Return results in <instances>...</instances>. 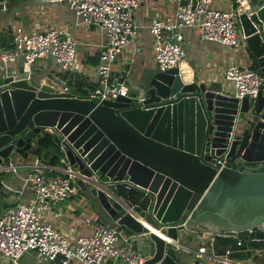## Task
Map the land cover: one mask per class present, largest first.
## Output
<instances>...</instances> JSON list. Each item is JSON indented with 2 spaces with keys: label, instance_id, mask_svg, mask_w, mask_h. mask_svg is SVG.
I'll use <instances>...</instances> for the list:
<instances>
[{
  "label": "water",
  "instance_id": "obj_1",
  "mask_svg": "<svg viewBox=\"0 0 264 264\" xmlns=\"http://www.w3.org/2000/svg\"><path fill=\"white\" fill-rule=\"evenodd\" d=\"M15 1L0 0V11ZM245 2V45L264 78V0ZM149 73L139 84L143 100L136 92L100 100L7 67L0 79V179L47 130L82 174L117 195L120 186L143 194L140 203L125 201L147 224L78 179L126 236L144 235L142 264H178L175 241L189 230L264 240V80L251 99L179 66Z\"/></svg>",
  "mask_w": 264,
  "mask_h": 264
},
{
  "label": "built area",
  "instance_id": "obj_2",
  "mask_svg": "<svg viewBox=\"0 0 264 264\" xmlns=\"http://www.w3.org/2000/svg\"><path fill=\"white\" fill-rule=\"evenodd\" d=\"M41 1L65 3L86 26H96L103 31L105 41L98 54L97 77L90 95L102 100L128 96L136 92L139 100L144 99L140 85L132 90L122 73L117 76L113 73V64L118 55L137 34L138 24L133 11L140 5L141 0ZM163 1L174 5L173 16L161 18L155 15L149 23L153 37V55L160 69L179 66L185 61L186 50L183 45L185 26L195 27L202 39L217 41L233 48L237 45L239 16L247 7L245 0H234L229 8L214 6L211 0ZM77 46L78 40L65 28L42 30L38 27L17 26L12 33L9 46L3 47L0 51V61L6 68L11 67L12 72L16 73L13 64L16 65L17 59L20 58L22 60L20 71L27 72L26 77L30 78L33 63L37 59L50 58L65 73L73 68L76 62ZM127 72L125 71L126 74ZM224 75L233 86V94L240 98L243 96L256 98L264 80L259 70L250 64L229 65ZM47 83L56 90L72 91L68 78L63 74ZM60 147L66 161L70 162L62 142ZM11 166L8 170H17L19 167L25 169L29 195L26 200L0 207L1 263L21 264L20 258L30 250H34L38 255L34 264H47L53 261H59L60 264L72 262L142 264L146 260V254L129 240L131 236H126L121 228L108 223L98 215L83 217V222L90 226L91 231L88 234L71 236L52 224L48 215L52 213L54 205L67 200L80 188L74 180L80 177L73 174V171L81 173L78 168L72 164L52 165L36 155L32 160L18 161ZM83 181L92 183L87 179ZM94 181L99 183L98 185L93 183L97 187L104 186L96 179ZM215 235L208 237V244L213 245ZM206 245L184 249L218 261H222L219 260L222 256L228 257L231 252V249L227 248L226 254L220 255L208 251ZM179 247L183 248L180 245Z\"/></svg>",
  "mask_w": 264,
  "mask_h": 264
},
{
  "label": "crops",
  "instance_id": "obj_3",
  "mask_svg": "<svg viewBox=\"0 0 264 264\" xmlns=\"http://www.w3.org/2000/svg\"><path fill=\"white\" fill-rule=\"evenodd\" d=\"M28 1L29 0H18L15 2H11L9 7L4 10L12 7L19 8L21 4L23 5ZM33 2H37L38 4H34L35 6L29 10L28 14L26 11L24 12L25 14H21V9L15 11L16 15L20 16L19 19L24 22L23 26H34L42 30H45L47 28L67 29L78 40L77 51L79 50L78 53L80 54V61L78 63L77 69L71 68L64 73L61 71L59 65L53 59L44 58L39 62L38 73H36L32 69V75H36V77L42 78L41 82H47L51 79H56L58 75L63 74L68 78V80H73L75 77H79L85 83V80L88 79V81L90 82V84H86L88 88H90L91 84H94L95 86L97 77L96 66L99 60L98 54L102 44L105 41L103 31L96 26H86L85 23H83L80 19H77L74 11L65 3H50L43 2L41 0H34ZM220 2L224 6V2L228 3L229 5L226 8H229L233 4L234 0H218V2L216 3L212 1V4L219 7L218 3ZM40 3L44 6L42 10L40 8L42 7ZM173 14L174 5L164 2L163 0H141L140 5L133 11V16L138 24L137 34L134 37L133 41L128 46L123 48L122 53L118 55L113 66V73L116 76L122 73L125 76L130 89L134 90L139 84L142 83L143 77L146 73L150 74L149 72L151 70L158 67L155 62L152 50L153 37L149 30V23L151 21V18L155 15L161 18H170L173 16ZM1 18L2 13L0 11V20ZM12 30L13 28H10L8 31L0 28V51L3 47L9 46L13 33ZM183 34V45L186 50V59L182 64L179 65V67L183 70H186V72L190 75L198 72L200 74H204V77L206 76L208 81H221L224 86L226 81L229 82V80H227L224 75L225 68H227V66L247 64L254 66L246 46L244 47L246 48V51H243L241 48L235 51V48L231 46H227L213 40L202 39L199 36L198 30L192 26H185L183 28ZM231 51H233L234 54ZM238 53H241L244 59L243 62L241 61V59H237V57H231L237 56ZM232 59L234 63H230ZM1 63L2 62L0 61V79L5 76V72L7 70L6 66L2 65ZM13 66L16 73L20 72L21 64L16 63V65L13 64ZM125 71H128L127 74L125 73ZM229 84L228 86H224V89L226 92L230 91L231 93H233V91L230 90V88H233V86L232 84ZM84 87L85 86L83 84V88ZM32 157H34L32 153L28 154L27 156V158ZM27 158L20 157L16 162L22 160L26 161ZM14 180L15 182L12 186L15 191V196L11 195L3 198L2 205H0L1 207H6L28 198L29 194L27 190V182L25 180V169L20 170L18 168L14 173ZM80 190L81 189H77V192L74 193L69 199L57 202L54 205L52 213L49 215V219L55 227L62 229L63 231L69 233L71 236H76L77 234H88L91 231L90 226L83 222V217L85 216L98 215L100 218L105 220L101 211H95L89 206L88 200H84V198L82 199V197L77 198V195L80 194ZM96 201L98 202L97 199ZM80 202H82L81 205ZM99 206L101 205L99 204ZM107 222L110 223L109 221ZM197 232L202 235L201 231ZM202 237L203 241L199 245L207 244V250L210 252H215L211 250L210 247L208 249V246L210 244H208L207 239L209 236L207 237L202 235ZM129 240L132 241V237H130ZM180 243H182V241ZM186 244V242H183V245ZM134 246L138 248L135 244ZM186 246L191 247L188 244ZM258 251H260V249H256L254 253L259 256ZM21 258L28 260L31 259L30 255L28 254L23 255ZM224 258L225 257H221L223 261H225ZM208 259L210 260V258ZM239 261H242L244 263H235L257 264L258 262L264 264V259L260 260L258 257L246 258V260ZM216 262L221 263L222 261L217 260ZM0 264L4 263L0 262ZM21 264L23 263L21 262ZM31 264H34V262L32 261ZM47 264H60V262L53 261L48 262ZM70 264L78 263L72 262ZM116 264L122 263L117 262ZM178 264L181 263L178 262Z\"/></svg>",
  "mask_w": 264,
  "mask_h": 264
},
{
  "label": "rangeland",
  "instance_id": "obj_4",
  "mask_svg": "<svg viewBox=\"0 0 264 264\" xmlns=\"http://www.w3.org/2000/svg\"><path fill=\"white\" fill-rule=\"evenodd\" d=\"M33 1L34 0H32V1L29 0L28 2L24 3L23 5L21 4V6L19 8L18 7H16V8H13L12 7V8H9L7 10H2L1 11L2 18L0 20V28L1 29H5L7 31L10 28H13L12 31H14L17 26H23L24 22H22L19 19L20 16L19 15H16V12L15 11L18 10V9H21V14L22 13L25 14L24 13L25 11L28 14L29 13V10L31 8H33L35 5L38 4L37 2H33ZM211 1H214L215 3L218 2V0H211ZM224 4H225V6L221 2L218 3L219 7H221V8H224V7L226 8L229 5L228 3H225V2H224ZM40 5L42 6V7H40L41 10H42L44 8V6L41 3H40ZM23 27H26V26H23ZM7 31H5V32H7ZM237 33H238V39H239V41H238L237 45L235 46V51H237L239 48H241L243 51L244 50L246 51V48H244L246 45H245V39L243 38V31H242V28H241V24H238ZM78 52H79V50L77 51L76 62L74 64V66H73L74 69H77L78 68V63L80 61V54ZM231 52L233 53V51H231ZM231 57L232 58H236L237 57V59H241L242 62L244 61L241 53H238L237 56H231ZM40 61H42V60L41 59H37V61L34 62L33 65H32V69L36 73H38V71H39V62ZM16 63L22 64V60L20 58H18L17 61H16ZM230 63H234L233 62V59L231 60ZM113 66H114V64H113ZM221 66H223V65H221ZM229 82L226 81L224 86H226V85L228 86ZM86 84H90V82L88 81V79H86L85 80V83H84V86H85L84 88L85 89H88V87H87ZM230 84H231V82H230ZM230 90L233 91V88L231 87ZM242 129L243 128L240 125L237 128V133H241V130ZM33 156H35V155H33ZM33 158L34 157L27 158V160H32ZM69 163L70 162H67L66 161L65 156L63 154V156L60 159V164L61 165H65V166L71 165V163L70 164ZM19 169L20 170H23L24 168L23 167H19ZM75 170H78V169H75ZM16 171L17 170H13V171L8 170V171H6L3 174V177L0 179V205H2L3 198H5L7 196H11V195L12 196H15V191H14L12 185L15 182V180H14V173ZM88 178H89V179H87L88 181H91L92 183H95L97 185L99 184L96 181H94V179H91V177H88ZM74 180L77 182V184H79L78 183V178H75ZM79 189H81V188H79ZM79 193L80 194L77 195V198H81L82 197V199L84 198V200H88L89 201V206L93 210H95V211H101L102 212V215H103V218L105 220L109 221L110 223L113 222V221L110 220L109 216L103 211L102 207L99 206V204L96 201V199L92 197L91 193L88 190H80ZM81 204H82V202H80V205ZM48 217H49V215H48ZM131 237H132V241L131 242L134 243L143 253L146 254L149 251V245L145 241L144 236L132 235ZM180 240L182 241V247L183 248H178L177 249V253L180 254L181 259L179 260V262L181 264H184V263L185 264H221V263L225 264V263H227V262L230 261V259L224 258L225 259V262L219 263V262H216L217 260H215V261L214 260H211V259L209 260L208 258H206L204 256H199V255H197V254H195L193 252H189V251L185 250V249H189V247L186 246L187 244L190 245L193 248L194 247L197 248L199 246V244L203 241L202 235H200L197 231L189 230V231L185 232L183 234V236L180 238ZM183 242H186L187 244L186 245H183ZM209 247L211 248V250L214 251V249L212 248L211 244L208 246V249H209ZM258 253H259V256L257 254H255V255H257V257L260 260L264 259V248L260 249V251H258ZM26 254L30 255L31 259L28 260V259L21 258L20 261L23 264H31L32 261L35 263L36 257L38 256L37 253L34 250H30L29 252H26L24 255H26ZM224 254H226V253H224ZM228 257L230 258V254H228ZM219 260H222V259L220 258ZM240 260H246V259L245 258H240ZM7 264H13V263H7ZM227 264H229V263H227ZM257 264H261V263H258L257 262Z\"/></svg>",
  "mask_w": 264,
  "mask_h": 264
},
{
  "label": "trees",
  "instance_id": "obj_5",
  "mask_svg": "<svg viewBox=\"0 0 264 264\" xmlns=\"http://www.w3.org/2000/svg\"><path fill=\"white\" fill-rule=\"evenodd\" d=\"M254 67L256 68L255 64ZM69 84L71 85L72 92L79 94H89L90 90L94 87V84L90 85V88H83L84 82L79 78L75 77L73 80H69ZM32 154L38 156L42 161L52 164V165H61L60 159L63 156V151L60 147V143H57L50 131L43 130L41 131L33 145ZM118 195L122 196L129 202L136 204L143 201V194L124 186H120L117 189ZM114 224V222H112ZM118 228L120 226L116 225ZM215 253L224 254L227 248L231 249L230 258L226 256L227 259L235 260L238 262L240 258H257L255 255L256 249L264 248V240H244L240 241L234 236L228 235H215L214 242L212 245ZM244 263V262H243Z\"/></svg>",
  "mask_w": 264,
  "mask_h": 264
},
{
  "label": "bare ground",
  "instance_id": "obj_6",
  "mask_svg": "<svg viewBox=\"0 0 264 264\" xmlns=\"http://www.w3.org/2000/svg\"><path fill=\"white\" fill-rule=\"evenodd\" d=\"M8 167H12V166H8ZM2 168H5V166L3 167V166H0V169H2ZM7 168V167H6ZM73 174H75V175H78L79 177H81V178H83V179H89L88 177H87V175H85V174H82V173H80V172H77V171H73ZM108 194H110L111 196H113L117 201H119L122 205H124L132 214H134L137 218H139V219H141L142 220V222L143 223H146L147 224V222L145 221V220H143V218L136 212V211H134L133 210V208L132 207H130L128 204H127V202L124 200V199H122L121 197H119L116 193H114L111 189H109V188H107V187H105V186H101ZM149 227H151L152 229H154L152 226H149ZM156 230V229H155ZM157 231V233H159L160 235H162L163 237H165L166 239H171L170 237H168V236H166L165 234H163L162 232H160V231H158V230H156ZM175 243H177V245H180L181 247H182V243H180L179 241H175ZM229 262H233V263H235V262H238V261H235V260H230ZM239 263V262H238ZM240 263H243V262H240ZM235 264H237V263H235Z\"/></svg>",
  "mask_w": 264,
  "mask_h": 264
}]
</instances>
